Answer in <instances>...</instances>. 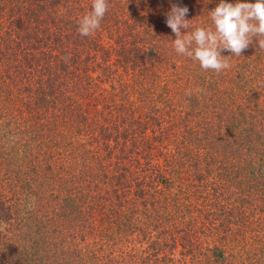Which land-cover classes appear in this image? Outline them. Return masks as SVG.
<instances>
[{"label":"trees","instance_id":"16d2710c","mask_svg":"<svg viewBox=\"0 0 264 264\" xmlns=\"http://www.w3.org/2000/svg\"><path fill=\"white\" fill-rule=\"evenodd\" d=\"M219 2L107 0L99 29L81 36L92 0H0L1 264H264V50L254 40L215 73L178 55L165 23L178 4L190 26L211 27ZM129 68L146 72L142 82L131 83ZM181 79L199 94H180ZM151 83L175 97L148 118L171 125L155 139L193 168L190 185L171 182L176 158L125 184L132 171L112 156L113 115L129 128L145 118L129 104L144 106ZM206 130L203 147L195 134ZM45 151L48 163H37ZM119 152L124 160L131 150ZM177 193L190 196L189 215L169 199Z\"/></svg>","mask_w":264,"mask_h":264},{"label":"clouds","instance_id":"9594fccd","mask_svg":"<svg viewBox=\"0 0 264 264\" xmlns=\"http://www.w3.org/2000/svg\"><path fill=\"white\" fill-rule=\"evenodd\" d=\"M107 11V0H92L91 11L78 22L79 34L92 35L99 29ZM188 11L186 6L172 4L165 23L175 34L172 41L175 52L199 62L202 69L215 73L229 69L231 65L226 58L242 56L254 40L257 48L264 50V0H255L254 3L220 0L214 9L208 11L212 22L208 28L190 26L191 20L186 19ZM223 51L231 55L223 56ZM62 59L68 62L70 57Z\"/></svg>","mask_w":264,"mask_h":264},{"label":"rangeland","instance_id":"374dc122","mask_svg":"<svg viewBox=\"0 0 264 264\" xmlns=\"http://www.w3.org/2000/svg\"><path fill=\"white\" fill-rule=\"evenodd\" d=\"M94 41H98V38L97 39L94 38ZM99 42L103 43V42H105V39L103 40L100 37ZM118 72H120V70ZM197 72H198V70H197ZM145 73L142 74L136 70L132 71L129 68V70H127L126 76L130 77L131 83L133 82L134 85H137V83L139 81L143 80L140 77L145 75ZM178 83L181 84V88H182V90L180 91L181 92L180 94H182V95L187 94L189 97H191V95L195 96V95L199 94L198 90L196 89L195 84H193L192 86L190 85L189 88H185L186 90H188V91H185V90H183V88H184L183 87V80L182 79L179 80ZM143 88H144V90H146V101H141L144 104V106L138 104V102H135V100H133V102H131V104H129V108H133V110L131 111V114H133L132 118H134V119H135V117H138V115H137L138 109L139 110L141 108L143 110L146 109V117L145 118H143L139 122H137L135 119L133 123L131 122V127L129 128L128 124L124 123L123 125H120V123L116 121V119L118 118L116 113L112 117V121L115 122L114 125L116 126L115 127L116 130L113 134H115L117 129H118L117 133H119V138H121L120 135H122V136H124V139H125V141L123 140L124 143H121L122 141H120L119 138H117L116 142H115V140L112 139L114 141V143L118 144V145H116L118 147L116 149L114 148V152L112 153V156H114V158L118 157V159H116V162H117L119 168H128L126 170L132 171L130 176L125 174V176H127V178H122V181L125 184L127 182H131L129 184H132V182H138V183L145 182V179L141 178L143 172H146V173L149 172L148 169L153 167V165H155V163L157 165H161V169H166L169 166L168 164L170 163V160H174L176 158L175 157L176 155L174 153H172L171 151H168L169 147H165V144H163L162 142L157 140L159 142L158 143L155 139V138L160 139L158 137V135H162L165 131L168 130V128H170L171 125L166 127L165 123L167 121H165V120H160V122L157 123L156 122V120L158 119L157 117L155 118V120H151L148 118L151 115H155L157 112H164L166 110H169L170 105H171V107L173 106L175 97L171 93H168V92L166 93L165 92L166 88H164V92H162L161 95H159V90L157 88L153 87L152 83H151V85L146 84V86H144ZM217 88L221 90V88H219V87H217ZM156 92H158V93H156ZM176 97L179 99V95L178 96L176 95ZM150 100H155L153 103H155L157 106L153 105V103H152V107H151V101ZM179 101L181 102V105L184 106V109L181 110L182 112L183 111L186 112V111L190 110L189 108L186 107L187 102L184 103L181 100H179ZM155 107H158L157 111L155 109H153ZM169 117H170V115H169ZM213 117H214V115H212V118H211L210 113L208 114V116H205V118L208 121L210 119L209 122H211L213 120ZM104 118H105V120L104 121L102 120L103 126H105L111 122V121H109V116H106L104 114ZM177 120H178V118H176V121ZM200 120H201V118H200ZM135 124H137V125H135ZM159 125L163 126L164 129L159 131ZM153 134L156 135V137H153L154 140L152 139ZM195 135L197 137H200L201 141L199 140L198 143L201 142V144H203L202 146L206 147L208 142L210 141V136H209L210 134L207 132V130L204 132L196 133ZM188 138H191L190 134L188 135V137L186 139H188ZM192 140H194V139H192ZM85 150H88V147H85ZM85 150H84V153H85ZM129 150H131V152L129 154H127L126 152H128ZM35 151H37V149ZM119 151H121L122 155L127 154L126 159H124V160L120 159L121 155H120ZM188 151H189V153H193V148L188 149ZM55 152H54V154H55ZM46 153L47 152L45 151V153L43 155H41L42 159L37 158V160H38L37 163H43V164L48 163L46 161H47V157L49 154L48 153L46 154ZM54 154H53V156H54ZM84 155L85 154H83L82 157H85ZM166 155H169V156H166ZM115 156H117V157H115ZM178 156H180V155H178ZM34 157H36V155ZM50 159L51 158L49 156V160ZM183 159L184 158H179V159L176 158L174 160L175 161L173 164L174 166L172 167V171H170L172 173V176H173V181H171V182H173V184H177V185L181 184V186H184V185L186 186V185L192 184V182H193L190 179L191 178L190 175L193 174V168L186 163L181 164L183 162ZM113 160L115 162V159H113ZM50 162L52 163V160H50ZM79 162H80V159L77 160V162H74V166H76ZM69 168H73V166L69 164ZM167 174H168V171L163 173V175H165V176ZM167 176H170V175H167ZM188 182H190V184ZM85 185H88V183L84 182L83 185L80 183V186H82V187H84ZM1 195L6 196L7 194H5L4 191L1 190L0 196ZM189 197L190 196H188L187 198L189 199ZM173 198H175V200H179V199L181 200L182 205H179L178 208L183 210L187 215L192 213L191 204L187 205L188 203H186V202L188 199L186 197L177 193V194H172L169 197V199H173ZM191 200L193 201L192 203H194L195 197H193V199H191ZM169 213H171V210L169 211ZM92 240H93V238H92ZM84 247H85V250H89V247L91 248V246L89 244L84 246ZM128 247L129 246H126V248H128ZM164 250H167V249H164ZM123 251H125V250L123 249ZM173 253H174V256L177 257L176 252H173ZM46 264H49V261Z\"/></svg>","mask_w":264,"mask_h":264}]
</instances>
